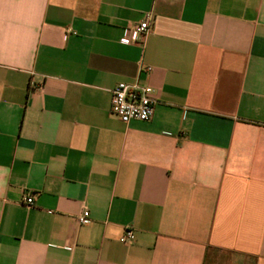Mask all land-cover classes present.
Here are the masks:
<instances>
[{
    "label": "crops",
    "instance_id": "crops-1",
    "mask_svg": "<svg viewBox=\"0 0 264 264\" xmlns=\"http://www.w3.org/2000/svg\"><path fill=\"white\" fill-rule=\"evenodd\" d=\"M0 264H264V0H0Z\"/></svg>",
    "mask_w": 264,
    "mask_h": 264
},
{
    "label": "built area",
    "instance_id": "built-area-1",
    "mask_svg": "<svg viewBox=\"0 0 264 264\" xmlns=\"http://www.w3.org/2000/svg\"><path fill=\"white\" fill-rule=\"evenodd\" d=\"M149 17L135 26L126 29V36L121 40L122 44L129 45L138 43L143 36L149 31ZM141 72L148 73L149 67H141ZM156 99L153 91L148 86H141L138 83H119L111 90L110 113L115 116L122 123L149 122L153 115L156 106ZM23 204L30 208L33 206V198L26 194L23 198ZM89 212L84 210L81 215L77 217L80 225L88 222ZM134 239L133 232L130 228L124 230L122 236L119 238L121 244H130Z\"/></svg>",
    "mask_w": 264,
    "mask_h": 264
}]
</instances>
